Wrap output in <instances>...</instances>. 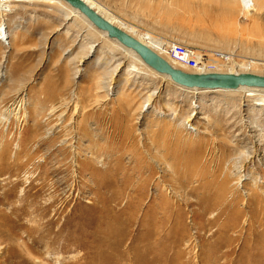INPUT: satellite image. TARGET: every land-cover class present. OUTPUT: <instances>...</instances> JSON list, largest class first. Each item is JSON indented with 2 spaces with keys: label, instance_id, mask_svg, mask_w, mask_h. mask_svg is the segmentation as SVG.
Listing matches in <instances>:
<instances>
[{
  "label": "rangeland",
  "instance_id": "obj_1",
  "mask_svg": "<svg viewBox=\"0 0 264 264\" xmlns=\"http://www.w3.org/2000/svg\"><path fill=\"white\" fill-rule=\"evenodd\" d=\"M84 1L165 60L174 41L264 76V0ZM5 2L0 264H264V105L115 70L123 51L64 2Z\"/></svg>",
  "mask_w": 264,
  "mask_h": 264
},
{
  "label": "water",
  "instance_id": "obj_2",
  "mask_svg": "<svg viewBox=\"0 0 264 264\" xmlns=\"http://www.w3.org/2000/svg\"><path fill=\"white\" fill-rule=\"evenodd\" d=\"M78 10L98 31L106 33L110 40L132 50L154 72L166 75L170 81L185 89L204 91L236 90L239 87L264 89V76L250 72H189L173 67L153 49L140 42L124 29L102 17L84 0H62Z\"/></svg>",
  "mask_w": 264,
  "mask_h": 264
},
{
  "label": "bare ground",
  "instance_id": "obj_3",
  "mask_svg": "<svg viewBox=\"0 0 264 264\" xmlns=\"http://www.w3.org/2000/svg\"><path fill=\"white\" fill-rule=\"evenodd\" d=\"M51 1V0H50ZM57 3L58 2H63L62 0H56ZM245 2L247 3L248 0H245ZM65 3V2H64ZM69 8H68V11H67V14L65 15L66 17V20L67 19H74L75 17H80L82 20H84L87 24H88V27H94L92 24H90L87 19L76 9H73L71 8L67 3H65ZM8 7V4L7 5H4L2 3H0V10H6ZM201 10L203 11V15L205 18H207L208 20H211L213 17H214V11L212 9L215 10L216 6L212 7L211 5H201ZM222 8V11L225 15H231L233 14L232 12V5H231V1H227L225 3L222 4L221 6ZM217 10V9H216ZM243 10H246L247 12L250 11V10H253V5H250L248 7H245V9L243 8ZM103 17V16H102ZM255 29V28H254ZM102 34V37H106V33L105 32H102L100 31ZM256 32H259L260 34H264V29H260V30H256ZM136 39H138L140 42L144 43L145 45H147L148 47H150L151 49H156L158 51H160V48L161 47L160 45H158L157 43L155 42H149V40H143L141 39L142 37H136L135 35H133ZM144 36V35H143ZM114 41V40H112ZM114 46H116V48H119L121 51H123V53L125 55H121L119 57H117V64L115 65V70H117L118 67H122L125 65V62L128 60H130V62L126 65L127 67V70H129L130 72H134V73H138V74H142L143 73V69L142 67H145L147 68V66L141 61V59L130 49H127V48H124L123 46H121L118 42L114 41L112 43ZM161 44V43H160ZM92 46L89 47V51H90V48ZM264 47V46H263ZM153 49V50H154ZM156 50H154L156 53H158ZM88 51V52H89ZM159 54V53H158ZM160 55V54H159ZM127 63V62H126ZM169 64H171L173 67L174 64H172L171 62L168 61ZM149 69V68H147ZM152 71V69L150 70ZM153 72V71H152ZM156 73V72H155ZM163 79L165 80H170L168 76L166 75H161ZM182 88V87H181ZM191 90H195L196 89H191ZM234 91H241L244 93V95L246 97H253L255 101V105H264V89L262 88H249V87H239L238 89L234 90ZM240 95V94H239ZM148 104V103H147Z\"/></svg>",
  "mask_w": 264,
  "mask_h": 264
},
{
  "label": "built area",
  "instance_id": "obj_4",
  "mask_svg": "<svg viewBox=\"0 0 264 264\" xmlns=\"http://www.w3.org/2000/svg\"><path fill=\"white\" fill-rule=\"evenodd\" d=\"M2 0H0V3ZM3 4V3H2ZM7 4V2H5ZM161 54L170 61H174L184 65L192 72H223V67L230 64L233 60L232 54L217 53L214 57L204 61L200 60V54L178 42L170 41L163 48Z\"/></svg>",
  "mask_w": 264,
  "mask_h": 264
}]
</instances>
